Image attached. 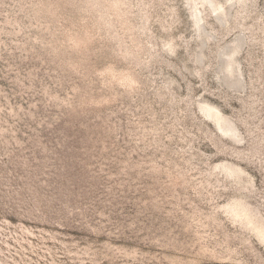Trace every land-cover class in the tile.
Returning <instances> with one entry per match:
<instances>
[{
	"label": "rangeland",
	"instance_id": "374dc122",
	"mask_svg": "<svg viewBox=\"0 0 264 264\" xmlns=\"http://www.w3.org/2000/svg\"><path fill=\"white\" fill-rule=\"evenodd\" d=\"M0 264H264V0H0Z\"/></svg>",
	"mask_w": 264,
	"mask_h": 264
}]
</instances>
